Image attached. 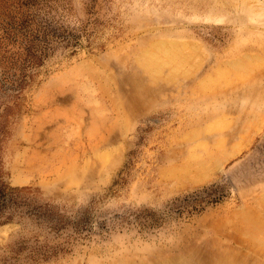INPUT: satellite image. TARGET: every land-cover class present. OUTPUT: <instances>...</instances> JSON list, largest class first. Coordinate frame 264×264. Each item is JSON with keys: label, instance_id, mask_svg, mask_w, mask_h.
I'll return each instance as SVG.
<instances>
[{"label": "rangeland", "instance_id": "obj_1", "mask_svg": "<svg viewBox=\"0 0 264 264\" xmlns=\"http://www.w3.org/2000/svg\"><path fill=\"white\" fill-rule=\"evenodd\" d=\"M263 239L264 0H0V264H264Z\"/></svg>", "mask_w": 264, "mask_h": 264}, {"label": "bare ground", "instance_id": "obj_2", "mask_svg": "<svg viewBox=\"0 0 264 264\" xmlns=\"http://www.w3.org/2000/svg\"><path fill=\"white\" fill-rule=\"evenodd\" d=\"M168 46H169V45H168ZM168 46H167V48H168ZM160 48H163V47H160ZM161 50H163V49H161ZM167 50H168V49H167ZM167 50H166V51H167ZM173 50H174V49H173ZM166 51H165V52H166ZM170 51H171V50H170V48H169V51H168V52H170ZM173 52H174V51H173ZM156 55H157V54H156ZM149 59H150V58H149ZM157 61H158V60H157ZM158 62H159V61H158ZM233 67H234V66H233ZM242 69H243V68H242ZM246 70H247V69H246ZM244 71H245V69H244ZM220 76H221V75H220ZM194 159L196 160L197 157H196V158L194 157ZM193 162H194V161H193ZM202 163H203V162H202ZM180 168H182V167H180ZM186 168H187V167H186ZM191 168H192V167H191ZM178 169H179V167H178ZM187 169H188V168H187ZM187 169H185V170H187ZM187 171H188V170H187ZM183 172H184V171H183ZM183 172H182V173H183ZM261 238H262V236H261ZM261 240H262V239H261ZM263 240H264V239H263Z\"/></svg>", "mask_w": 264, "mask_h": 264}, {"label": "trees", "instance_id": "obj_3", "mask_svg": "<svg viewBox=\"0 0 264 264\" xmlns=\"http://www.w3.org/2000/svg\"><path fill=\"white\" fill-rule=\"evenodd\" d=\"M26 51H27L28 53L31 54V49H30L29 47H26ZM31 55H32V54H31ZM26 58H27V57H25L24 60H26ZM24 76H25V74L23 75V77H24ZM23 77H22V78H23Z\"/></svg>", "mask_w": 264, "mask_h": 264}]
</instances>
